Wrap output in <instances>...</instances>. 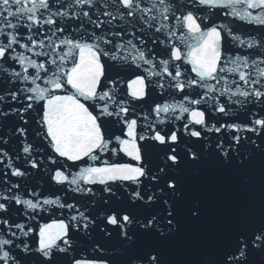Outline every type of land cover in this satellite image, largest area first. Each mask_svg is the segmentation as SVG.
I'll return each mask as SVG.
<instances>
[{
  "label": "snow or ice",
  "instance_id": "6c2138e0",
  "mask_svg": "<svg viewBox=\"0 0 264 264\" xmlns=\"http://www.w3.org/2000/svg\"><path fill=\"white\" fill-rule=\"evenodd\" d=\"M215 10L262 29L260 38L217 23ZM0 38V101L21 105L0 108V121L17 116L28 125L26 114L36 113L43 146L24 143L21 151L32 169L50 163L49 179L64 191L0 196V225L15 237H0V264H24L21 254H37L42 264H183L170 252L185 219L202 217L183 170L208 158L240 174L258 164L264 185V0H0ZM141 104L147 112H138ZM105 121L120 125V134H109ZM27 133L9 128L0 144L17 134L27 140ZM0 157L8 158L11 176L28 175L3 147ZM122 194L126 208L89 210ZM11 206L34 222L41 213L62 218L10 223ZM138 207L147 214L137 215ZM82 242L92 255H83ZM194 264H264V200Z\"/></svg>",
  "mask_w": 264,
  "mask_h": 264
},
{
  "label": "water",
  "instance_id": "95a60500",
  "mask_svg": "<svg viewBox=\"0 0 264 264\" xmlns=\"http://www.w3.org/2000/svg\"><path fill=\"white\" fill-rule=\"evenodd\" d=\"M145 2H147V0H145ZM215 11L217 12V15H214L212 19L217 23L227 24L245 36L252 35L257 36L258 39L260 38L258 33H260L262 29L220 15L219 13L223 10ZM69 23L73 25L78 24L77 21H71ZM139 26L141 25H138V27ZM145 31L151 35L154 29H145ZM125 38L127 39L128 37ZM17 51L23 50L18 48ZM238 51L242 55H250L253 59L258 56V50L256 49H238ZM261 67H264V65H261ZM18 69L19 66L17 65V70ZM109 74L114 76L115 69H110ZM5 78V74L0 72V82H3ZM9 89L15 90V86H9ZM122 90H126V85L122 86ZM3 94V90L0 89V95ZM149 103H151V101H149ZM8 104H11L13 107L21 106L19 103L12 102L9 97H6L5 101H0V108L7 110ZM249 108H252V106L249 105ZM140 109L147 112V109L143 104L139 106L138 112ZM26 118L30 121L28 125H22V122L17 116H11L6 122L0 121V133L6 134L9 128L14 131L16 126H24L28 128L27 140H24L23 137H20L17 134L9 136V143L7 145L0 144V147H3L8 151L13 164L28 173L25 177L11 176L10 170L6 167L8 158L0 157V159L3 160V163H0V196L19 194L22 198H26L29 189H31L32 191L39 193L41 196L54 197L55 195H61L64 197V191L61 189V186L56 185L55 182L49 179L52 173V165L50 163L45 162V164L37 170L32 169L24 159V154L21 151L24 143H30L38 147L43 146L40 138L35 135L38 130V125L35 123L36 113L30 112L26 114ZM149 119H151V117H149ZM238 119L245 123L248 122V115L243 109L239 110ZM141 123H143V120H141ZM105 129L109 134H120V125L118 124L113 125L105 121ZM43 143L46 144L47 142L44 141ZM17 155L20 156V159H17ZM33 155H36L37 159H39L43 153H33ZM103 159H109V157L105 155ZM117 159L121 158L115 156L111 157L112 161H116ZM153 160H156L155 153L153 154ZM121 162L132 161L127 157H123ZM60 163L63 164L65 162L60 160ZM72 171H77V169L73 168ZM5 173H7V176L4 175ZM180 175H182L185 180L186 192L189 200L201 207L202 217L199 221H194L190 218L185 219L183 231L177 244L170 252V259L177 262H183V264H194V262L204 258L210 249L218 242L221 236L226 234L231 225L241 221L247 213L259 212L262 200H264V185H262L261 182L258 164L249 169L246 173L240 174L223 168L214 158L206 159V162L198 167L187 168L183 170ZM5 181H8V183H5ZM12 184H19L20 187L18 189L13 188L12 191L9 192L8 189ZM71 196L72 194L68 193L69 202H72L70 199ZM85 203H87L86 198H80L81 210H83ZM128 206L127 195L122 194L121 200L113 198L109 205L105 206L100 204L97 205L95 209L90 207L89 210L92 211L94 215L101 209L106 208L118 210ZM21 209L22 206H11V210L7 214L8 217H10V223H24L28 226L33 225L34 223H49L52 219L62 218L60 217L59 212L55 215L41 213L40 217L37 218V221L34 222L29 220L23 214ZM147 211L148 210L143 207H138L136 209L137 215L140 217L146 215ZM4 215L5 214L0 213V217H3ZM11 231L16 232L17 236L24 239L19 229L12 228ZM0 237L15 239V237H11L9 230L3 225H0ZM94 237L98 239L99 233H94ZM116 243V240L113 239L108 245V250L111 251V246ZM79 247L87 249L83 255L88 256L93 254L89 243L82 242L79 244ZM13 251L18 253V250L15 248H13ZM21 259H23L24 264H42L41 258L37 254H31L28 256H23L21 254ZM256 259L259 260V257H256ZM60 264H67V261L61 260Z\"/></svg>",
  "mask_w": 264,
  "mask_h": 264
}]
</instances>
